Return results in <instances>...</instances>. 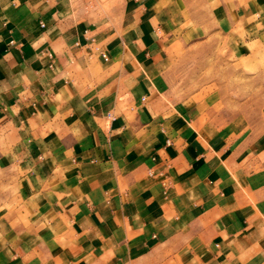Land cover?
Listing matches in <instances>:
<instances>
[{
  "label": "crops",
  "instance_id": "1",
  "mask_svg": "<svg viewBox=\"0 0 264 264\" xmlns=\"http://www.w3.org/2000/svg\"><path fill=\"white\" fill-rule=\"evenodd\" d=\"M233 28L264 0H0V264H264V144L168 65Z\"/></svg>",
  "mask_w": 264,
  "mask_h": 264
},
{
  "label": "rangeland",
  "instance_id": "2",
  "mask_svg": "<svg viewBox=\"0 0 264 264\" xmlns=\"http://www.w3.org/2000/svg\"><path fill=\"white\" fill-rule=\"evenodd\" d=\"M239 29L179 40L170 75L204 122L264 144V31L247 36Z\"/></svg>",
  "mask_w": 264,
  "mask_h": 264
},
{
  "label": "built area",
  "instance_id": "3",
  "mask_svg": "<svg viewBox=\"0 0 264 264\" xmlns=\"http://www.w3.org/2000/svg\"><path fill=\"white\" fill-rule=\"evenodd\" d=\"M103 57H104L105 59H108V56H107L106 54H103Z\"/></svg>",
  "mask_w": 264,
  "mask_h": 264
}]
</instances>
